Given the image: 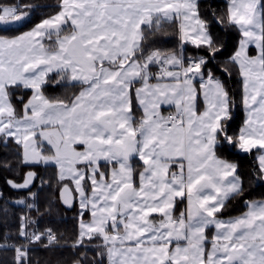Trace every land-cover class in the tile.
I'll list each match as a JSON object with an SVG mask.
<instances>
[{
	"label": "snow or ice",
	"instance_id": "1",
	"mask_svg": "<svg viewBox=\"0 0 264 264\" xmlns=\"http://www.w3.org/2000/svg\"><path fill=\"white\" fill-rule=\"evenodd\" d=\"M216 7L201 0H0V147L15 145L17 161L0 158V169L23 167L19 181L6 183L31 197L13 201L27 211L17 240L0 242L12 253L0 264H33L32 245L54 252L66 243L30 214L47 211L33 191L47 183L41 166L66 181L63 205L79 208L70 264H264V199L245 200L238 216L221 215L245 191L228 157L257 150L254 178L264 182V0ZM214 23L241 37L219 66L230 77L227 65H235L242 77L239 128L236 100L216 74L227 48ZM165 25L176 29L178 48L155 47ZM185 45L201 51L187 55ZM54 86L65 94L46 95ZM162 106L174 111L165 116ZM133 158L142 161L138 182Z\"/></svg>",
	"mask_w": 264,
	"mask_h": 264
},
{
	"label": "trees",
	"instance_id": "2",
	"mask_svg": "<svg viewBox=\"0 0 264 264\" xmlns=\"http://www.w3.org/2000/svg\"><path fill=\"white\" fill-rule=\"evenodd\" d=\"M7 2V0H5ZM19 2V0H17ZM47 3H55V0H45ZM202 4H214L216 5L217 12L223 10L226 0H201ZM202 11L207 12V8H203ZM39 19V17H37ZM167 34L157 33L156 36L152 38L155 41V47L164 48V49H176L179 46V40L176 35V29L172 26L165 25ZM214 33L218 36L222 35L227 50L224 52L220 58L215 61V64L218 66L216 74L221 77V79L226 80V86L228 87L230 94L236 100V107L234 108V119L235 126L239 128L242 126L245 120V112L242 104L240 103L242 96V77L239 75L238 68L235 65L228 64L227 67L231 71L232 75L228 77L223 73L222 69L219 66H222L224 61L227 60L229 54H231L237 47L239 40L241 39L239 32L231 28H224L222 25L213 24ZM186 54L191 55L197 51L194 46L185 45ZM30 90L20 89L18 95L25 94ZM78 91L76 89L69 90ZM65 94V89L60 88L59 86H54L50 88L46 95L49 96H62ZM14 104L17 108L18 114H22L21 105L17 100H14ZM133 111L138 116V107L136 103L133 104ZM16 146L13 145L11 149H4L0 147V158H12L10 163L15 164L17 161L15 159ZM257 150H253L252 153H237L233 156L228 157L229 159L236 162L238 167V172L241 175L244 182V195L238 197L235 200L229 202L226 211L221 215L225 218L229 216H238L243 211H245V200L249 199H264V182L256 180L255 173L258 169V162L256 159ZM103 164V163H101ZM133 166L136 169L134 178L138 182V173L142 168V162L137 158H133ZM104 170V169H102ZM23 172V167L14 169V170H3L0 169V242L14 243L17 240V232L20 223V216L24 214L25 211H21L22 205H14L13 201L21 198L31 199V197L25 196V190H16L9 187L6 183V180L13 179L19 181L21 179V173ZM38 176L41 180L47 181V183L40 184L37 183L33 191H37L38 202L37 208L45 211L44 215H39L36 209H33L30 214L35 215L37 219V227L41 230L44 228H52L57 232L58 237L61 241H66V243H61L56 251H50L44 248L42 245H32L34 249L30 255L33 261V264H70L75 256V250L71 248V242L75 237L77 231V216L79 213L78 205L74 203L73 208L67 209L63 203L60 201V182L56 178V169L55 167L41 166L38 170ZM89 184V181L86 180ZM49 201L51 202V207L49 209ZM178 209H183L184 204H178ZM175 214V210H174ZM85 219L90 217L85 214ZM12 253L10 251L0 250V259L10 260ZM91 257V253H89Z\"/></svg>",
	"mask_w": 264,
	"mask_h": 264
},
{
	"label": "rangeland",
	"instance_id": "3",
	"mask_svg": "<svg viewBox=\"0 0 264 264\" xmlns=\"http://www.w3.org/2000/svg\"><path fill=\"white\" fill-rule=\"evenodd\" d=\"M249 53H250V55H254V54H256V50L254 49V48H252V47H250L249 48ZM134 95H133V101H132V106H133V104L134 103H136L137 101H135L134 100ZM199 97V96H198ZM197 97V109H198V112L199 111H202L203 110V107L202 106H199V98ZM162 112V111H161ZM75 147H76V149L79 151V150H83V146L82 145H75ZM50 148V146L49 145H47V143L46 142H44V149H45V151H48V149ZM103 161H101V163H102ZM78 167H83V165H78ZM66 182V181H65ZM84 183H85V186H86V189H87V187H88V183L86 182V180L84 181ZM71 187H74V185H71ZM74 195H78V194H75L74 193ZM159 218V217H158Z\"/></svg>",
	"mask_w": 264,
	"mask_h": 264
},
{
	"label": "crops",
	"instance_id": "4",
	"mask_svg": "<svg viewBox=\"0 0 264 264\" xmlns=\"http://www.w3.org/2000/svg\"><path fill=\"white\" fill-rule=\"evenodd\" d=\"M154 82V81H153ZM199 106H202L203 107V102H202V98L199 96ZM134 100L136 101L135 97H134ZM136 105L138 107V116L141 115V111H140V108H139V105H138V102H136ZM161 111H162V114L166 116V114L170 111H174V109L171 108V106H162L161 107ZM142 162V161H141ZM104 163V162H102ZM87 180V179H86ZM89 186V184H88ZM88 190V187L86 189V191ZM156 218H158V214H153Z\"/></svg>",
	"mask_w": 264,
	"mask_h": 264
},
{
	"label": "water",
	"instance_id": "5",
	"mask_svg": "<svg viewBox=\"0 0 264 264\" xmlns=\"http://www.w3.org/2000/svg\"><path fill=\"white\" fill-rule=\"evenodd\" d=\"M65 206V205H64ZM74 206V205H73ZM66 207V206H65ZM67 208V207H66ZM73 208V207H72ZM67 209H71V208H67Z\"/></svg>",
	"mask_w": 264,
	"mask_h": 264
},
{
	"label": "built area",
	"instance_id": "6",
	"mask_svg": "<svg viewBox=\"0 0 264 264\" xmlns=\"http://www.w3.org/2000/svg\"><path fill=\"white\" fill-rule=\"evenodd\" d=\"M168 114H169V112L166 115H168Z\"/></svg>",
	"mask_w": 264,
	"mask_h": 264
}]
</instances>
